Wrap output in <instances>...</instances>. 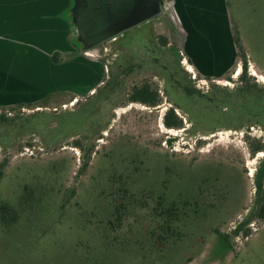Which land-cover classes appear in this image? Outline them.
I'll return each mask as SVG.
<instances>
[{"label":"rangeland","instance_id":"1","mask_svg":"<svg viewBox=\"0 0 264 264\" xmlns=\"http://www.w3.org/2000/svg\"><path fill=\"white\" fill-rule=\"evenodd\" d=\"M170 2L76 57L51 51V66L38 64L48 48L36 41L32 86L2 75L0 210L18 217L0 222V264H264V221L233 236L255 209L264 153L249 145L264 143V130L193 126L192 103L172 77L204 93L233 89L242 56L223 78L199 74ZM242 48L249 77L264 87V48L254 57ZM146 83L158 91L156 107L129 101ZM171 108L184 129L165 127ZM170 208L173 221L162 212ZM218 233L230 236L229 250Z\"/></svg>","mask_w":264,"mask_h":264},{"label":"crops","instance_id":"2","mask_svg":"<svg viewBox=\"0 0 264 264\" xmlns=\"http://www.w3.org/2000/svg\"><path fill=\"white\" fill-rule=\"evenodd\" d=\"M168 1L184 28L186 56L201 75L223 78L239 67L236 32L248 55L254 57L257 49L264 48L260 45L264 0H165L166 4ZM72 4L73 0H0L1 84L6 78L21 82L23 88L29 83L32 86L36 41L47 42L46 52L37 53L42 66H51V51L62 53L63 58L80 54L66 17Z\"/></svg>","mask_w":264,"mask_h":264},{"label":"trees","instance_id":"3","mask_svg":"<svg viewBox=\"0 0 264 264\" xmlns=\"http://www.w3.org/2000/svg\"><path fill=\"white\" fill-rule=\"evenodd\" d=\"M163 41L165 44L167 43L165 39ZM73 42L76 47L80 48L75 39H73ZM236 45L242 56L243 65L240 78L233 89L212 85L210 90L204 93L189 83H182L176 79L175 75H172L178 86L192 103L194 110L188 111L189 113L187 114L193 126L206 122L208 128L211 126L209 131L212 132L219 128L240 130L245 127L251 128L254 125H258L264 130V87L260 86L255 78L249 77L247 56L242 48L237 32ZM208 80H211V77H208ZM228 80L231 82V79ZM129 101L150 107H156L160 104L158 91L154 90L147 83L135 88L129 97ZM84 114L86 115L84 117H88V111L84 110ZM164 125L168 129L176 130H181L185 127L184 119L177 115L174 108H171L165 115ZM169 142L172 143L173 141ZM76 144H78L77 146H81L79 142H76ZM249 146L253 156L264 153V143L262 140H253ZM255 188V209L247 220L235 229L233 236H238L243 231L248 236L250 231L244 230L246 226H249L254 220L264 221V160L261 161L255 176ZM162 212L168 215V221H173L172 217L175 216L177 209L170 208ZM17 217V212L9 205L5 204L1 207L0 222L4 227H10L12 223L16 222ZM170 228L171 226L168 225V229ZM218 235L220 237L221 249L224 251L229 250L230 236L221 233H218Z\"/></svg>","mask_w":264,"mask_h":264},{"label":"water","instance_id":"4","mask_svg":"<svg viewBox=\"0 0 264 264\" xmlns=\"http://www.w3.org/2000/svg\"><path fill=\"white\" fill-rule=\"evenodd\" d=\"M167 11L165 0H73L67 17L84 52Z\"/></svg>","mask_w":264,"mask_h":264}]
</instances>
